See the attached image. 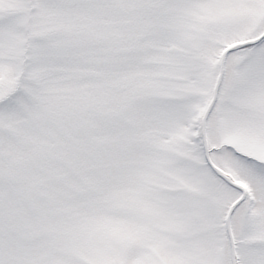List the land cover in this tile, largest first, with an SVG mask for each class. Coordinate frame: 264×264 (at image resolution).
<instances>
[{
	"label": "snow or ice",
	"instance_id": "6c2138e0",
	"mask_svg": "<svg viewBox=\"0 0 264 264\" xmlns=\"http://www.w3.org/2000/svg\"><path fill=\"white\" fill-rule=\"evenodd\" d=\"M0 264H264V0H0Z\"/></svg>",
	"mask_w": 264,
	"mask_h": 264
}]
</instances>
